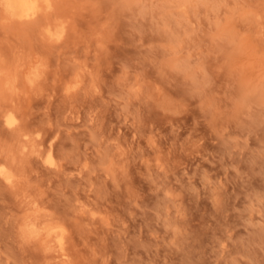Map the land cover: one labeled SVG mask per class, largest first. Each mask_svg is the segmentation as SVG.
Returning <instances> with one entry per match:
<instances>
[{"label":"rangeland","instance_id":"obj_1","mask_svg":"<svg viewBox=\"0 0 264 264\" xmlns=\"http://www.w3.org/2000/svg\"><path fill=\"white\" fill-rule=\"evenodd\" d=\"M227 2L232 22L189 14L199 31L125 0H53L31 21L0 3V162L17 179L0 174V264H264V89L247 54H264V0ZM181 55L212 68L219 98L202 103ZM18 127L55 164L20 149ZM35 216L69 227L64 263L27 235Z\"/></svg>","mask_w":264,"mask_h":264},{"label":"clouds","instance_id":"obj_2","mask_svg":"<svg viewBox=\"0 0 264 264\" xmlns=\"http://www.w3.org/2000/svg\"><path fill=\"white\" fill-rule=\"evenodd\" d=\"M126 7L131 10L134 7H140L142 10H151L153 7L164 8L169 15H173L176 19L174 13L179 12V20L177 23L183 27L188 25L191 29L199 31L197 24L202 18L200 15V9H205L204 17L208 19L209 23H214L215 17L220 18L221 9H228V15L226 16L229 21L237 16V8H229L227 0H161L160 5H156L154 0H125ZM184 10H187V15H184ZM189 14L193 16L197 24H193L192 20L189 19ZM248 14L253 15L255 12L251 9L248 10ZM169 31H172L169 28ZM250 59V66H254V75L251 77L253 80L256 78V72L260 74V89H264V54L259 56L255 55V52L249 50L247 52ZM194 57L191 56H173L171 67L173 70L180 71L184 74L186 79L192 81L193 84L197 85V92L203 97L202 103L208 102V96L205 93V89H211L213 95L219 98L220 93L223 89H216L214 86L217 81L215 79V73L210 66H207L204 62H201L199 57H195L196 63L193 65L190 63ZM225 66L231 67V65L226 61ZM148 85L137 78L134 82L128 85V93L126 103H131L133 99L139 100L140 96L143 94L144 90ZM159 90V86H157ZM41 138V134H37V139ZM47 161V160H46ZM59 167L58 165L56 166ZM64 225V224H63ZM65 228V241L71 236L69 227L64 225Z\"/></svg>","mask_w":264,"mask_h":264},{"label":"bare ground","instance_id":"obj_3","mask_svg":"<svg viewBox=\"0 0 264 264\" xmlns=\"http://www.w3.org/2000/svg\"><path fill=\"white\" fill-rule=\"evenodd\" d=\"M0 3L3 5L2 6L3 9L4 8L6 9L5 10L6 13H7V11L9 12L8 14H10L12 16V19L14 17V18L21 19V21H24V20L31 21L32 19L36 18L43 11L49 10L53 7V0H0ZM11 16H10V18H11ZM52 30H54V29H52ZM52 30L47 31L49 34L48 40H50V38L54 41L55 40L60 41V39L62 40L63 35H65L64 32L63 31L54 32ZM47 32H44V33H47ZM52 40H50V41H52ZM35 67L33 69H35ZM1 71H2V68H1ZM32 71H35V70L31 69V72ZM39 72L41 74L40 70H39ZM39 76H41V75L35 73V75H34L35 78H33V76H30V77H28V79L31 80V82L34 81L33 83H35ZM0 91H1V82H0ZM6 121L10 126H13V127L18 126L17 124L19 123L18 118L15 115H13V113H11V114L8 113V117H7ZM18 129L22 130V131H20V130L19 131L22 132L20 134H22V139L25 140V141L20 140V141H22V145H23V146L20 145L21 146L20 149H22V147H23L24 151H26L28 149L30 152H33V153L37 152L39 156L44 157V158H42V157L41 158L47 164H51V165L55 164L51 147L47 148L46 150L42 149L43 151H41L39 146L37 147L36 145L33 144L34 138L32 140L33 142L30 141V138L27 140L24 138V137L29 136L28 135L29 133L24 134L27 132L26 129H25V132H24V128L22 129L21 127L20 128L18 127ZM29 137H31V136H29ZM38 142H39V140H38ZM28 153H26L27 156H29ZM1 161L4 162L3 160H1ZM2 162H0V174H1V176L4 177L3 179H5V181L7 180L10 184H14L15 182H17L16 174L12 171V169L10 167H8L10 165L8 163H7L8 165L6 164V162H8V161H6L5 163H2ZM41 220L38 221L37 217L36 218L33 217V219H30L29 221L26 220L25 226L27 228L26 227L25 228L27 230L26 231L27 235L33 236L35 238L45 239L47 245L49 247H51V249H54V252H57L56 257L60 258V261H63V263H64L65 260L68 258V253H69V252H67L66 242H65L64 236L62 235V233H60L58 231L57 227L48 225L47 223L43 224L42 222H40ZM64 264H66V262Z\"/></svg>","mask_w":264,"mask_h":264}]
</instances>
